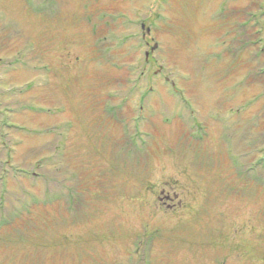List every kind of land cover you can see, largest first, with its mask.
<instances>
[{
  "label": "rangeland",
  "instance_id": "374dc122",
  "mask_svg": "<svg viewBox=\"0 0 264 264\" xmlns=\"http://www.w3.org/2000/svg\"><path fill=\"white\" fill-rule=\"evenodd\" d=\"M261 7L0 0V264H264Z\"/></svg>",
  "mask_w": 264,
  "mask_h": 264
},
{
  "label": "trees",
  "instance_id": "16d2710c",
  "mask_svg": "<svg viewBox=\"0 0 264 264\" xmlns=\"http://www.w3.org/2000/svg\"><path fill=\"white\" fill-rule=\"evenodd\" d=\"M262 9L264 10V8L261 7L259 13L255 15V24L258 27V33H257V39H256L254 44H256L259 47V51H258V53H256V58L259 59V60L264 58V29L261 27V24H260V21L264 20V11ZM237 48H240V47L237 46L235 50H237ZM232 52L233 51L229 50V54L232 53ZM233 56H235V55H233ZM221 61H222V58H221ZM231 62H234V61L232 60ZM234 63H237V62H234ZM239 63H240V61H239ZM231 66L232 65H230L229 67L231 68ZM260 68L261 67H259V71L257 72V74L260 77H264V72H261ZM131 71H132V69H130L128 72L130 73ZM127 81H128L129 84H131V85L133 84L131 82L132 81L131 78H128ZM61 143L59 141L60 146H61ZM257 170H258L257 168L252 169V171H250V173L253 175V178L255 180L259 181L260 180V178L258 177V173L259 172ZM34 177H35V174H34ZM263 185H264V183H263ZM262 187H264V186H262ZM55 196H49L48 195V198L50 200L52 197H55ZM4 201L6 203L5 198L0 196V207H4ZM50 201H52V200H50ZM35 206H37V205L35 204L34 208H35ZM0 210H1V214H0L1 215L0 232L2 230V228H1L2 226H5V228H8V227H11V226L15 225L17 222H20V224H24L25 223V219L24 218L27 216V214L30 215V213H32V209L29 208V206L27 204L23 205L22 207H18V206L15 207L14 206V207L10 208L9 212H6L5 208H0Z\"/></svg>",
  "mask_w": 264,
  "mask_h": 264
},
{
  "label": "water",
  "instance_id": "95a60500",
  "mask_svg": "<svg viewBox=\"0 0 264 264\" xmlns=\"http://www.w3.org/2000/svg\"><path fill=\"white\" fill-rule=\"evenodd\" d=\"M157 46H155V48H156Z\"/></svg>",
  "mask_w": 264,
  "mask_h": 264
}]
</instances>
